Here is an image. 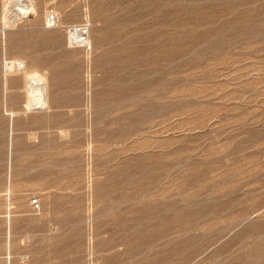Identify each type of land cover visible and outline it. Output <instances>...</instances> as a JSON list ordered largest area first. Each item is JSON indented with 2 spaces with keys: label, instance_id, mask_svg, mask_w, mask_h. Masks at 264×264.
Here are the masks:
<instances>
[{
  "label": "rangeland",
  "instance_id": "374dc122",
  "mask_svg": "<svg viewBox=\"0 0 264 264\" xmlns=\"http://www.w3.org/2000/svg\"><path fill=\"white\" fill-rule=\"evenodd\" d=\"M0 264H264V0H0Z\"/></svg>",
  "mask_w": 264,
  "mask_h": 264
},
{
  "label": "built area",
  "instance_id": "2783aa9c",
  "mask_svg": "<svg viewBox=\"0 0 264 264\" xmlns=\"http://www.w3.org/2000/svg\"><path fill=\"white\" fill-rule=\"evenodd\" d=\"M48 21L51 24H55L58 22V15L56 12H51L48 14L47 17ZM68 35L70 41L77 46H82L88 44L90 41V26L88 24H76L73 26H70L68 28ZM31 204L35 208L40 207V199L39 197H33L31 199Z\"/></svg>",
  "mask_w": 264,
  "mask_h": 264
},
{
  "label": "bare ground",
  "instance_id": "6f19581e",
  "mask_svg": "<svg viewBox=\"0 0 264 264\" xmlns=\"http://www.w3.org/2000/svg\"><path fill=\"white\" fill-rule=\"evenodd\" d=\"M11 18V17H10ZM29 73V72H28ZM28 92L31 95V106L47 103L45 77L37 70L28 74ZM40 98V99H37ZM37 106V105H36ZM41 106V105H38Z\"/></svg>",
  "mask_w": 264,
  "mask_h": 264
}]
</instances>
